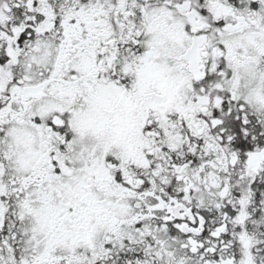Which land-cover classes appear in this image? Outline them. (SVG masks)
<instances>
[{"label": "snow or ice", "instance_id": "snow-or-ice-1", "mask_svg": "<svg viewBox=\"0 0 264 264\" xmlns=\"http://www.w3.org/2000/svg\"><path fill=\"white\" fill-rule=\"evenodd\" d=\"M0 264H264V0H0Z\"/></svg>", "mask_w": 264, "mask_h": 264}]
</instances>
